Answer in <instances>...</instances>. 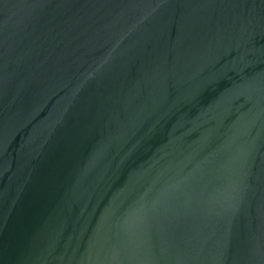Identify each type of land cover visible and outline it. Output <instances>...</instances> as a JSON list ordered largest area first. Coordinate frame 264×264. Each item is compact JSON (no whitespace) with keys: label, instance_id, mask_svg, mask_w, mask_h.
Returning a JSON list of instances; mask_svg holds the SVG:
<instances>
[{"label":"water","instance_id":"95a60500","mask_svg":"<svg viewBox=\"0 0 264 264\" xmlns=\"http://www.w3.org/2000/svg\"><path fill=\"white\" fill-rule=\"evenodd\" d=\"M0 264H264V0H0Z\"/></svg>","mask_w":264,"mask_h":264}]
</instances>
